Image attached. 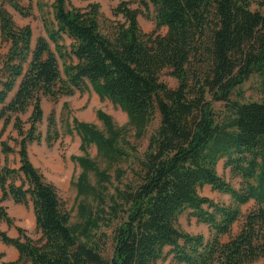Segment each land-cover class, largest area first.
<instances>
[{"label": "trees", "instance_id": "trees-1", "mask_svg": "<svg viewBox=\"0 0 264 264\" xmlns=\"http://www.w3.org/2000/svg\"><path fill=\"white\" fill-rule=\"evenodd\" d=\"M6 3L30 16L19 0H0V38L8 45L0 66V223L14 226L5 201L31 202L39 238L21 228L12 238L0 229V241L19 253L4 264H157L168 248L176 264L264 259V0H140L153 7L163 34L145 33L139 12L125 2L114 11L123 21L105 34L99 4L80 9L54 0L52 18L43 22L46 37L35 47L31 27L16 25ZM164 71L176 88L161 80ZM252 78L260 99L246 101L241 89ZM88 85L127 114L137 141L157 116L159 126L140 156L127 139V126H116L103 111L97 116L104 131L76 118L73 127L68 124L84 153L72 156L82 170L75 183L78 197L93 198L79 203L81 222L71 224L56 187L32 164L28 146L43 140L38 132L43 99L57 101ZM30 109L26 130L20 114ZM11 123L18 137L4 140ZM58 135L52 114L45 141L52 146ZM91 145L109 165L126 163L129 170L117 168L114 175L101 170L88 154ZM16 152L18 169L2 165V156ZM222 160L240 179L239 188L219 175ZM205 186L230 196L231 203L202 196ZM250 203L253 209L243 214ZM186 212L208 227L209 239L180 229ZM105 228L113 229L112 237Z\"/></svg>", "mask_w": 264, "mask_h": 264}, {"label": "rangeland", "instance_id": "rangeland-1", "mask_svg": "<svg viewBox=\"0 0 264 264\" xmlns=\"http://www.w3.org/2000/svg\"><path fill=\"white\" fill-rule=\"evenodd\" d=\"M20 4L26 8H30V16L24 17L16 12L9 4H4V9L12 16L14 22L19 27L30 26L33 32V46L35 47L37 40L40 37H46L44 29V19H51V5L54 0H19ZM127 3L128 6L139 12L138 20L141 29L145 33L157 32L163 34L166 32L164 28L158 29L155 20V12L152 6L149 9L141 5L140 0H69L70 7H76L80 9H86L91 4H99L100 6V23L102 32L105 34L110 33L117 21H123L121 17L114 15L115 9L122 3ZM44 5L43 10L40 7ZM70 41L66 38L65 44L70 45ZM51 48L55 51L54 44L50 43ZM8 51V45L2 43L0 38V66L1 61ZM161 80L169 85L171 88H176L177 81L169 75V71H164L161 74ZM257 78H252L249 82L245 83L241 89L245 93V100H259L260 95L255 91ZM217 110H222L220 103L214 104ZM44 111L43 121L38 125V132L42 136V142L32 143L28 146L29 157L40 173L44 176L45 181L56 187L60 200L64 208L70 213L71 224L81 222L79 217V203L93 202V198L84 199V197H78L77 188L75 183L81 173V168L76 162L72 160V156H83L84 153L80 149L81 139L73 131L72 134H68V124L73 127V119L76 118L80 122L93 124L101 131H104L105 127L102 121L98 119L97 112L103 111L106 114L112 116L113 122L118 127L127 126L128 137L127 139L137 146L139 155L142 156L147 149L148 139L153 131L159 126V116L148 128L146 137L137 141L135 138V131L128 126V116L123 112L120 107L115 106L108 99L102 100L92 89L90 85L83 92H76L73 96H63L57 101H53L50 98H44L42 102ZM32 113V109L26 114H20V118L24 122V128L27 130L30 127L29 118ZM54 115L56 120V131L59 133L58 138L49 146L45 141L48 132V119L51 115ZM3 128V122L0 123V132ZM18 137L17 131L13 128V123L9 125L6 133L3 136L4 140L8 137ZM12 146H15L13 141L9 140ZM18 148H16L17 150ZM89 156L96 161L101 170H107L114 175L117 168L128 169L129 164L120 163L114 166L109 165L105 160L97 154L95 145H91L88 149ZM2 165L7 164L11 168H18L20 166V157L18 153H14L7 157L2 156ZM225 161L222 160L218 164V173L226 181L232 183L236 188L240 187V179L234 177L231 174L230 169L225 168ZM137 168V164L135 165ZM130 177V176H129ZM127 180V179H125ZM90 181L96 185V179L94 174H90ZM20 184V181H17ZM202 196L208 197L215 202L230 204V196L221 194L214 191L210 186H205L200 191ZM4 206L8 216L14 221V226L9 227L4 221L0 223L4 230H7L11 236H18L17 228L25 230L26 234L34 240L39 238V233L36 230V219L32 203L28 205L13 203L12 199L2 204ZM254 203H250L242 208L243 214H247L253 209ZM239 224L233 228V233L236 234L239 230ZM179 227L182 231L190 234H203L207 239L210 238L209 229L206 225L198 223L190 213L186 212L179 218ZM105 231L112 237L113 229L105 228ZM227 239V238H226ZM225 239V240H226ZM171 249H166V256L164 260L159 261L157 264H176L172 261V256L168 255ZM112 252L111 242L109 243L108 254ZM168 255V256H167ZM255 264H264V259L257 261Z\"/></svg>", "mask_w": 264, "mask_h": 264}, {"label": "crops", "instance_id": "crops-1", "mask_svg": "<svg viewBox=\"0 0 264 264\" xmlns=\"http://www.w3.org/2000/svg\"><path fill=\"white\" fill-rule=\"evenodd\" d=\"M20 167V166H19ZM18 167V168H19ZM18 168H16V169H18ZM0 197H1V191H0ZM8 201V200H7ZM7 201H5V202H7ZM13 203H14V201H13ZM10 217V216H9ZM11 218V217H10ZM12 219V218H11ZM2 226L0 225V229L2 230V231H5V232H7V230H4L3 228H1ZM8 233V232H7ZM9 235V234H8ZM10 237H12V238H16V237H18V236H11V235H9ZM0 254H3V257L0 259V264H4V263H6V262H14V261H16L17 259H18V257H19V253H18V251L13 247V246H9V245H6V244H4V243H2L1 241H0Z\"/></svg>", "mask_w": 264, "mask_h": 264}]
</instances>
